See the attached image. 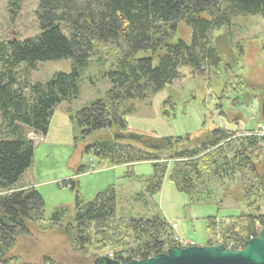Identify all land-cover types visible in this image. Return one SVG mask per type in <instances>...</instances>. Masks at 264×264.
Returning <instances> with one entry per match:
<instances>
[{
    "label": "trees",
    "instance_id": "16d2710c",
    "mask_svg": "<svg viewBox=\"0 0 264 264\" xmlns=\"http://www.w3.org/2000/svg\"><path fill=\"white\" fill-rule=\"evenodd\" d=\"M22 2L8 0L13 16L20 12ZM248 15L264 18V0H39L42 32L24 41L0 43V264H21L14 261L13 250L21 237L34 233V228H62L74 250L85 256L92 254V264L108 256L107 249L124 262L178 245L172 223L160 209L148 216L118 217L115 185L87 201L75 180L65 181L75 192L71 219L64 207L46 219L45 199L39 190L15 189L34 160L35 145L27 131L48 133L55 108L78 97L83 71L92 61L107 66L111 87L104 98L79 110L75 119L84 137L104 131V136L86 150L99 166L150 162L153 173L138 177L146 187L144 193L155 196L168 176L193 203L216 201V185L235 181L251 211L239 210L225 216L228 220L209 217L208 244H218L219 229L223 245L233 242L234 249H240L264 228V213L259 209L264 202V180L258 168L264 166V136L254 134L255 128L218 126L195 138L129 131L123 103L146 99L188 74L211 82L222 79V97L230 90L239 91L246 84L234 69L240 66L244 46H236L241 49H237L239 60L230 63L213 39L216 31L224 29L231 38L234 19ZM180 23L190 29L189 40L177 37ZM142 51L149 54L138 57ZM61 59L72 60L70 72L57 71L45 83L31 81L30 73L39 63ZM234 77L237 81L232 82ZM241 92H246L243 97L236 94L229 98L246 104L248 97L254 100L258 94L247 89ZM236 116L235 124L241 122ZM115 125L123 131L117 132ZM120 139L138 140L153 151H142ZM85 170L81 166L78 173ZM55 262L64 264L45 258V264Z\"/></svg>",
    "mask_w": 264,
    "mask_h": 264
},
{
    "label": "rangeland",
    "instance_id": "374dc122",
    "mask_svg": "<svg viewBox=\"0 0 264 264\" xmlns=\"http://www.w3.org/2000/svg\"><path fill=\"white\" fill-rule=\"evenodd\" d=\"M38 9L39 0H23L20 12L13 16L8 9V0H0V43L13 39L24 41L38 36L42 32ZM227 34L226 29L216 31L213 43L222 50L225 59L230 63L239 60L237 49L239 52L241 49L236 46H244V54L238 61L240 66L234 71L237 76H241L246 86L241 85L239 91L228 90L229 94L222 97V79H213L211 82L188 74L164 89L150 93L146 99L123 102L127 109L125 119L128 130L164 137L190 135L195 138L218 126L231 130L237 126L244 130L239 127L241 125L250 130L257 129L264 123L261 109L264 97V18L262 15L237 17L234 19L232 37ZM190 36V29L180 23L177 37L189 40ZM148 54L142 51L138 53V57ZM72 66L70 59L39 63L37 69L31 71L30 79L33 82L45 83L57 71L70 72ZM107 72L106 65L92 61L83 71L78 97L72 102L64 101L55 108L48 133L40 135L32 130L26 133L28 138L34 141L35 155L32 166L23 174L21 181L48 182L41 188L37 187L45 199L46 219L61 207L66 209L67 218H73L75 192L70 189V185L63 183L73 176L72 180L78 183L85 200H92L99 191L115 185L118 190V217L148 216L160 209L171 223H177L176 232L194 244H205L209 240L207 226L212 215L228 220L225 216L237 214L239 210L251 211L242 201L240 190L235 188L236 183L232 180H226L224 185H216L213 196L216 201L193 203L187 194L176 188L168 176L155 196L144 193L146 187L138 177L152 174L154 167L150 162H138L134 166H99L95 156L86 150L95 139L104 136V131H95L84 137L75 115L92 101L105 97L111 87ZM233 81H237L235 77ZM241 89L258 94L254 96V100L244 97L248 102L246 104H242L241 100L234 103L229 97L236 94L243 97L246 92H241ZM26 92L28 93V90ZM236 115L241 118V122L235 125L232 121ZM115 126L117 132L121 130L120 126ZM120 140L142 151H153L147 144H141L138 140ZM81 166H85L86 170L78 173ZM258 168L264 180V166L260 165ZM220 201V205L216 203ZM259 209L264 213V202ZM45 222L47 221L43 223ZM218 231L222 236L221 230ZM33 232L31 236L21 237V242L14 251L28 257V263L45 264V258L48 257L64 264H92V254L85 256L74 250L62 228L54 227L44 231L34 228ZM180 235L176 233L177 237H181ZM108 251L111 250L107 249Z\"/></svg>",
    "mask_w": 264,
    "mask_h": 264
},
{
    "label": "water",
    "instance_id": "95a60500",
    "mask_svg": "<svg viewBox=\"0 0 264 264\" xmlns=\"http://www.w3.org/2000/svg\"><path fill=\"white\" fill-rule=\"evenodd\" d=\"M261 109L264 116V97ZM94 264H264V229L240 249H231L223 244L172 245L167 251L150 257L122 262L104 256Z\"/></svg>",
    "mask_w": 264,
    "mask_h": 264
},
{
    "label": "built area",
    "instance_id": "2783aa9c",
    "mask_svg": "<svg viewBox=\"0 0 264 264\" xmlns=\"http://www.w3.org/2000/svg\"><path fill=\"white\" fill-rule=\"evenodd\" d=\"M253 132H254V134L264 136V123H261L260 126H258V128L255 129V131H253ZM248 133L251 134L252 132H248ZM172 226H173V228H176L177 227V223H175V222L172 223ZM263 229H264L263 227H260L258 229V231H257V235H259ZM256 236H252L250 239H252V238H254ZM176 241H177L178 245L182 246V247L194 244L192 241L183 239L182 237H176ZM216 241H217L218 244H222L223 240H222V236L220 234H217ZM234 245L235 244L233 242H230L227 245V247L233 249ZM169 247H170V245L166 246L164 252L167 251V249ZM107 254H108V257L114 258V253L112 251H109ZM119 261H122V260H119ZM49 264H59V263L55 262V263H49Z\"/></svg>",
    "mask_w": 264,
    "mask_h": 264
},
{
    "label": "crops",
    "instance_id": "0c3cea01",
    "mask_svg": "<svg viewBox=\"0 0 264 264\" xmlns=\"http://www.w3.org/2000/svg\"><path fill=\"white\" fill-rule=\"evenodd\" d=\"M236 125V124H235ZM240 128H246V127H242L241 125L239 126ZM237 128V126L235 127ZM153 173V172H152ZM137 176V175H136ZM141 176V175H139ZM74 178V176L72 178H69L67 180H64L63 183L65 181H68V180H72ZM58 181V180H57ZM45 183H48V182H41V183H37V182H28V181H21L15 186V189L16 190H19V189H26V188H31V187H34L37 189V187L41 188L43 186H45L46 184ZM38 190V189H37ZM43 196V195H42ZM44 197V196H43ZM212 216H217V215H212ZM208 227V226H207ZM178 228V227H176ZM176 228L174 229V232L177 233L178 235H180L178 232H176ZM209 231V230H208ZM209 235H210V232H209ZM181 236V235H180ZM182 238H184L183 236H181ZM185 239V238H184ZM23 240V239H22ZM19 242H21V238L17 241V244L13 250V255L15 256V262L17 261V263H28L29 262V259L28 257H25V255L23 254H18V253H14L15 249L17 248V246L19 245ZM208 242V241H207ZM205 244H208V243H205ZM205 244H200V245H205ZM25 259V260H24ZM25 262H24V261ZM29 264H32L31 262Z\"/></svg>",
    "mask_w": 264,
    "mask_h": 264
},
{
    "label": "flooded vegetation",
    "instance_id": "af4514ba",
    "mask_svg": "<svg viewBox=\"0 0 264 264\" xmlns=\"http://www.w3.org/2000/svg\"><path fill=\"white\" fill-rule=\"evenodd\" d=\"M262 115H263V111H262Z\"/></svg>",
    "mask_w": 264,
    "mask_h": 264
}]
</instances>
